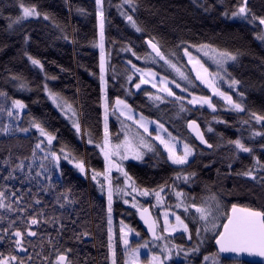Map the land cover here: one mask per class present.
I'll return each mask as SVG.
<instances>
[{
	"label": "trees",
	"instance_id": "1",
	"mask_svg": "<svg viewBox=\"0 0 264 264\" xmlns=\"http://www.w3.org/2000/svg\"><path fill=\"white\" fill-rule=\"evenodd\" d=\"M21 2L26 5L36 4L42 14H48L49 19L45 20L43 15L29 17L10 28L9 21L15 20L22 14L19 8ZM120 3L121 0L102 2L104 50L110 55V66L106 71L108 81L106 91L110 106L117 96L128 99V103L135 111L143 113L147 118L160 120L173 135L179 134L182 139L187 137L190 143L203 152V155L197 152L196 159L184 169L170 166L163 158L157 160L148 153L144 161L125 162V170L139 187L148 188H155L165 182L171 185L174 173L194 170L197 176L187 190L196 197L195 202L199 203L201 197L216 193L222 196L223 202L229 208L232 203L264 208V182L235 175L236 172L243 171L253 164L252 156L242 153L232 159L234 150L226 143L218 149H204L190 135L186 126V120H197L213 145L221 143L220 134H223L225 142L242 136L246 145L256 149L254 155L264 161V153L259 150V145L264 144V138L248 139L247 129L250 128L244 126L241 130L240 124V121L250 119L249 112L264 115V42L258 40L255 35L260 31L258 22L250 24L240 18L231 17V11L234 10L237 0H136L137 7L134 13L125 5L128 13L134 16L137 24L143 29L142 32H136L116 7ZM200 5L204 7L211 5L212 10L206 12ZM248 8L252 15L264 16V0H248ZM226 9L229 12L227 17L222 15ZM249 18L251 19V16ZM99 26L95 0H0V91L7 94L9 101L21 99L27 105V108L20 112L19 119L16 116L9 118L6 113L0 112V127L11 122L14 127L18 124L19 128H27L30 119L35 117L45 122V127L49 131L56 133L58 142H54L53 150H58L61 144L67 145L69 150L75 151L86 161L87 167V175H85L61 161V169L52 174V184L55 187H49L48 191H44L48 182L43 177L40 178L39 185L36 180L26 178L27 165L33 162V147L38 133L35 130H30L27 134L19 131L11 135L0 133V191L7 193L8 199L5 202L14 200L12 192L23 195L21 206H26L32 203L34 198H39L40 207L45 209L46 216L59 218L55 225L42 222L39 227L33 226V230L38 233L37 237L32 238V243L37 245L35 251L31 247L28 248L33 255V264H44L43 257L49 256L50 252H52L50 259L55 260L52 246L43 238L48 234L54 238L56 248H71L73 252L70 258L78 259L79 264H111L107 248V199L91 180V169L104 170L103 155L95 147L96 143L102 142L104 132V108L99 80L101 52L97 46L100 41ZM65 34L69 39L63 38ZM25 36L28 37L27 41ZM153 37L159 41L165 53L170 49L179 52L177 45L181 41L197 45L207 44L237 53V61L229 64L228 71L231 73V78L240 80L241 84L231 90L227 81L218 86L223 91L230 92L234 99L237 90L244 92L245 97L242 102L246 111L240 114L229 111L220 98H214L213 102L217 104L218 109H222L216 115L228 122L225 125L212 122V110L207 109L206 106L204 109L199 107L190 109L181 114L183 118H177L174 102L155 107L144 92L136 94V90H133L134 94L131 97L126 96L121 85L125 84L127 60L131 59L139 67H152V65H146L143 60H136L131 53H125L121 48L131 45L138 55L143 56L149 51L146 40ZM25 52L39 59L44 65L43 70L33 66ZM186 60L185 57V63ZM203 61L210 70L215 69L207 60ZM155 70L160 71L159 67ZM114 74L115 79H113ZM192 75L194 76L193 73ZM15 76L21 79H14ZM45 76L48 77L47 81ZM22 82H27V86L21 88L19 85ZM45 82L50 90L61 94L77 110L82 132L85 133L83 139L75 132L71 121L47 98L42 87ZM145 91L154 90L148 85L145 86ZM175 91L178 95L182 94L178 89ZM197 94L211 95V90L200 85ZM3 104L4 100L0 98V106ZM114 116L109 114V133L116 136L119 129ZM208 122H212L214 131L211 133L207 132ZM251 127L264 132V127L255 121H251ZM87 133L91 134L93 145L87 144ZM160 152L163 157L161 146ZM21 161L25 164L24 171L17 168L14 172L15 178L5 180L4 177L8 172ZM228 163L233 165L232 174H229ZM38 166L37 159L34 163L33 175ZM60 172L63 173L62 176ZM37 187L40 191H37ZM61 193L67 194L72 201L63 209L56 203L57 196ZM150 201L147 203H151ZM63 202L61 199V203ZM126 209L122 203L113 204L116 224ZM29 214L31 215V211ZM0 215H5L7 219L16 218V213L4 209H0ZM7 219L0 221V227H7ZM59 223H63L65 228L62 230V235L58 236ZM134 224L143 231L138 218L134 220ZM83 230L90 232L91 237L76 240L74 233ZM192 236L195 237L194 230ZM205 240L196 258L170 264H204L203 258L209 254H215L216 264H262L222 258L215 249L214 238L209 236ZM40 244L44 245L42 252ZM117 249V264H124V253L119 240ZM9 251L8 244L0 241V252L7 256ZM37 252H41V255H36ZM17 253L24 256L19 250L12 254ZM207 264H212V259Z\"/></svg>",
	"mask_w": 264,
	"mask_h": 264
},
{
	"label": "snow or ice",
	"instance_id": "2",
	"mask_svg": "<svg viewBox=\"0 0 264 264\" xmlns=\"http://www.w3.org/2000/svg\"><path fill=\"white\" fill-rule=\"evenodd\" d=\"M103 0H95L97 6V17L100 20V65H99V80L100 91L102 93L103 108H104V132L103 140L100 143H96L95 147L99 149V152L103 155L104 170L97 171L91 169V180L95 182L99 191L102 194H106L107 199V233L109 251V257L111 264H117L116 259V247L113 240V203L114 198H119L125 205L131 203V207L136 210L143 224L147 226L148 239H144L142 244H137L133 247L129 241V234L135 233L137 238H140V232L132 228L125 223L124 219L120 220V241L124 246V264H140V249H148L150 255L147 260V264H168L172 260L173 249L176 250V255L179 256L183 253L187 260L190 255H195L200 251V246L204 243L205 238L211 236L214 238L215 244L219 246V252H231L235 254L247 253L249 255H258L264 257V208H254L251 206H242L239 203H232L230 208L223 202L222 196L216 193H212L209 196L201 197L199 203L195 202V196H189L182 189L178 190L176 181L181 179L185 184L193 181L196 176V171H179L173 174L171 178L173 183L169 185L167 182L158 185L155 188L138 187L132 176L129 175L122 167V163H117V158L122 162L131 156L136 161H144L146 154L151 153L157 158V160L164 159L170 166L179 167L181 169L187 168L192 161L196 159L197 150L196 147L189 142L187 137L181 138L179 134L173 135L172 132L165 127L164 123L160 120H150L140 114L137 118L134 114L132 105L128 103V99H122L120 96L115 98V102L111 104L107 96L108 81L106 79V58L104 50V12L102 7ZM130 8L134 13L137 7L136 0H121V3L116 7L120 10V14L125 17L128 23L136 30V32H142L143 29L137 24L132 14H129L125 8ZM204 7V5H200ZM21 15L17 16L12 23L19 24L29 17H40L43 15L45 20L49 19L47 13H41L38 10L36 4L26 5L25 3H19ZM206 12L212 10V6L204 7ZM222 15L228 16L229 12L226 9ZM251 16V19L249 18ZM232 18H240L247 21L250 24H257L260 26V31L255 33L256 38L264 42V16H254L251 14L248 8V0H237L234 10L231 11ZM11 28L12 25L10 24ZM64 39H69L67 34L64 35ZM28 37L25 36V41ZM146 44L149 51L143 56L138 55L134 51L131 45H127L121 48V51L125 53H131L132 57L136 60H143L146 65L151 64L152 67H139L133 61L127 60L126 64L128 70L125 73V84L121 85L124 89L126 96L131 97L136 90V94L144 92L147 99L153 106L159 107L161 104L167 102H174L177 108L176 117L183 118L182 113L188 112L190 109L199 107L212 110V122L217 124H227L226 120L216 115L218 111L217 104L213 102L214 98H220L226 105V109L234 111L237 114L244 113L246 111L245 105L242 102L245 97V93L238 91L236 98L230 92L223 91L218 84H222L227 81L229 89L236 88L241 84V81L235 78H231V73L228 71L229 62H236L238 58L237 53H233L228 50H221L214 48L207 44H191L190 42L181 41L176 50H168L167 53L162 50V45L155 38H148ZM193 49L197 54L194 55ZM203 52L205 56L209 57L215 70H210L206 66L205 62L201 59L199 53ZM28 60L33 66H38L43 70L44 65L41 61L27 52H25ZM187 58L186 63L184 58ZM191 66L188 68V66ZM156 67H159L160 71H156ZM167 73V74H164ZM194 73V76L192 75ZM14 79H21L19 76L13 77ZM48 77L45 76V81ZM54 79V77H53ZM115 79V74L113 75ZM151 86L154 91H145V86ZM200 85L205 86L211 90V95H199L197 89ZM21 88L27 86V82H22L19 85ZM43 90L47 95V98L51 100L52 104L63 113V115L72 123V127L75 132L83 139L85 133L82 132L81 124L78 120V114L71 103H69L61 94L49 89L48 84H43ZM179 89L182 94L178 95L176 91ZM0 98H3L4 104L0 106V112L6 113L11 118L16 116L19 119L20 112L27 108L25 102L21 99L8 100L7 94L0 91ZM115 115L117 120L121 117L126 118L127 121H131L137 128L135 133H130L127 126L123 132L124 139L119 143L113 144L110 140V133L108 127L109 114ZM249 120L240 121L241 130L244 126H248L251 129L248 139H254L255 137L264 138V132L257 131L251 128V121H255L261 127H264V115H259L255 112H249ZM208 122L207 132H213L211 123ZM155 125V128L150 131V125ZM187 129L190 133L194 134V138L200 142L202 146H206L207 149L213 150L223 146L224 143L231 147L234 151L232 153V159L237 158L242 153H246L252 156L253 164L243 171L236 172L235 175L250 178L253 181L260 180L264 182V161L260 157L255 156L254 149L248 146L244 142L242 136H237L235 139H229L224 141L223 134L219 135L221 143L213 145L205 138L204 131L201 130L197 120H186ZM30 130H35L38 135L36 137V143L33 147L32 163L27 165V176L29 180H36L37 185L40 184V178L43 177L48 186L44 188V191H48L49 187H55L52 184V174L61 169V161L66 162L79 173L87 175L86 161L78 156L75 151L69 150L67 145L61 144L58 150H53L55 147L54 142H58V137L55 132L49 131L45 127V122H42L35 117H32L29 121L27 128H19L18 124L13 126L10 122L0 127V133L5 135H11L15 131L22 133H29ZM142 130V132L140 131ZM153 131L155 136L153 138ZM87 144L93 145L94 141L91 138V134L87 133ZM159 143L156 144L155 142ZM160 146H162L164 156H161ZM259 150L264 153V144L259 145ZM203 155V153H199ZM39 161V166L35 170L33 175L34 163ZM7 163V161H5ZM227 167L230 170L233 167L232 163H228ZM24 171L25 164L21 161L15 165V168L8 172V175L4 177L5 180L14 179L15 169ZM115 168L123 177V185L113 183L112 169ZM62 176L63 173L60 172ZM7 187V185H5ZM37 191H40L37 187ZM70 191V189L68 190ZM173 195L176 198L174 208L177 210L182 209L184 215L182 216L178 211H173L172 205L164 203L165 196L168 194ZM137 194L140 197H155L157 205H160L165 210L161 213L163 216V224H160L158 218L153 217L148 207H145L137 200ZM14 200L6 203L8 199L5 191H0V209H4L7 212L16 213L15 219H7L5 215H0V221L7 219V227H0V241H3L9 246V254L7 256L0 252V264H33V255L28 251L31 247L33 251L37 248L36 244L32 243V238L38 236L37 231L33 230V226L39 227L41 223L57 224L59 218L56 216L48 217L45 214V209L41 208V199L34 198L32 203H28L26 206H21L23 202V195H18L16 192H12ZM130 197V199H129ZM61 199L64 201L61 203ZM69 196L65 193H61L57 196L56 203L63 209L66 204L71 203ZM15 205V206H14ZM31 211V215L29 212ZM37 217H40L38 219ZM170 217H174V222ZM75 223V221H73ZM190 224L192 227L190 228ZM65 228L63 223H59L57 228V235H62V230ZM162 228V231H161ZM181 230L180 234H187L188 241H192L193 230L196 236V243L193 247L185 249L182 245L175 244L170 241L172 233H176ZM42 235V234H41ZM83 237H91V233L83 230L80 233H74L76 240H81ZM47 243L52 246V250L55 253V260L52 261L50 256H44V264H79L78 259H72L71 254L73 250L71 248H56L55 240L48 234L46 237ZM41 252L43 251V244L39 245ZM154 249H158L155 251ZM24 253V256L12 254L13 252ZM41 252H37L36 255H41ZM212 259V264H216L215 254L205 255L203 258L204 264Z\"/></svg>",
	"mask_w": 264,
	"mask_h": 264
},
{
	"label": "rangeland",
	"instance_id": "3",
	"mask_svg": "<svg viewBox=\"0 0 264 264\" xmlns=\"http://www.w3.org/2000/svg\"><path fill=\"white\" fill-rule=\"evenodd\" d=\"M12 21H14V20H10L9 21V25L11 24L12 27H13L15 24L12 23ZM99 36H100V26H99ZM97 46L99 47V45H97ZM189 50L190 51H193V54L194 55L197 54L193 49L190 48ZM199 55H200V57H201L202 60H207L209 62V64H211L214 67V65L212 64V62L209 59V57L205 56L203 52H200ZM105 58H106V71H107L108 68H109V66H110V55L108 53H106V52H105ZM230 63H232V62H229V64ZM173 90L175 91V88H173ZM76 112H77V110H76ZM134 114H135V116L137 118H139L140 113H138L137 111L134 110ZM114 117H115V120L117 122L119 132H118V134L116 136H113L112 134H110V137L109 138H110V140H111V142L113 144H116V143H119L120 141H122L124 139L123 132L125 130V126H127L128 130L130 131V133H135L137 131V128H136V126L134 125L133 122L127 121L126 118H124V117H121L120 120H117V117L116 116H114ZM145 118H147V117H145ZM148 119H150V118H148ZM150 120H154V119H150ZM103 126H104V114H103ZM108 127L110 128V121L109 120H108ZM149 127H150V131H152L155 128V125L153 124V125H150ZM211 127L213 128L212 125H211ZM251 128H253V127H251ZM140 131L142 132V130H140ZM250 131H251V129H247V132L250 133ZM154 136H155V131H153V138H154ZM255 138H258V137H255ZM156 142L159 143L158 141H156ZM196 150H197L198 153H201L202 152L200 149H197L196 148ZM129 160L136 161L131 156H129L128 159H126V160H124L122 162L117 158V163H122V167L125 169V167H124L125 162H127ZM111 175H112V179H113V183L114 184L119 183V184L123 185V177H122V174L119 173L115 168L112 169ZM176 184L178 186V190L182 189L185 193H188L189 196H192V194L187 190V187L190 188V186L192 184V181L189 182V183H187V184H185V182L181 179L180 181H176ZM102 195H104L106 197V194H102ZM129 199H130V197H129ZM137 200L143 206H146L147 204H150V206L152 208V211H153L155 217L159 219L161 225L163 224V216L161 215V213L165 209L163 207H161L160 205H157L156 204L155 197H140L137 194ZM149 200H151L150 201L151 203H147ZM115 202L122 203L123 206L125 208H127L124 211L125 213L123 214V216L118 220V222H117L118 225L116 224V221H115L114 216H113V226H112L113 227V240H114V244H115V247H116V256H117V250H118L117 249V241L118 240L120 241V220L121 219H124L126 224L130 225L132 228L136 229V231L140 232V234H141L140 238H137L135 236V233L129 234V241H130V243H131V245L133 247H135L137 244H142L143 243V240L144 239H148L149 237L142 230H140V229H138V228L135 227L134 220L137 218V216H136V210L131 207V203L125 205L123 203V201L121 199H119V198H114V203ZM164 203L167 204V205H172L173 206V211H178L182 216L184 215L182 209L177 210V209L174 208V205L176 203V198L173 195H171L170 193L165 196ZM170 219H172L173 222H174V217H170ZM161 231H162V228H161ZM180 232H181V230H178L176 233H172L171 236H170V241L171 242H174L175 244L182 245L185 249L193 247L194 244L196 243V236L195 237L192 236L193 237L192 238V241L189 242L188 241V238H187V234L181 235ZM205 241L206 240H204V242ZM203 245H204V243L200 246V251L198 253H196V254H199L201 252ZM120 247H121V250L124 253V246H123V244H122L121 241H120ZM154 250L155 251H158V249H154ZM175 253H176V250L173 249L172 260L169 261L168 264L174 263V262H178V261H190V260H193L194 258H196V254H195V255H190L189 258L186 260L185 257H184V255H183V253H181L179 256H177ZM149 255H150V253H149L148 249L141 248L140 249V264H147V260H148ZM124 260H125V256H124Z\"/></svg>",
	"mask_w": 264,
	"mask_h": 264
},
{
	"label": "water",
	"instance_id": "4",
	"mask_svg": "<svg viewBox=\"0 0 264 264\" xmlns=\"http://www.w3.org/2000/svg\"><path fill=\"white\" fill-rule=\"evenodd\" d=\"M190 120H195V119H190ZM199 125H200L201 130L204 131L200 123H199ZM187 130L190 133V130L189 129H187ZM190 135L194 138V134L190 133ZM205 138L207 139L206 135H205ZM194 140L202 148L207 149V147L206 146H202L198 140H196L195 138H194ZM207 150H209V149H207ZM145 207H148L149 210H150V212L152 213L153 217H155V215H154V213L152 211V208H151L150 204H147ZM137 218H138V222L141 225L143 231L149 237V234L147 233V226L143 224V221L140 219L138 213H137ZM213 243H214V246H215L216 251L218 252V254L222 258H226V259L232 260V261L238 260V261H245V262L262 263V264H264V257H260L258 255H249L247 253H241V254H235V253H231V252H223V253H221V252H219V246L215 244V240L213 241Z\"/></svg>",
	"mask_w": 264,
	"mask_h": 264
},
{
	"label": "flooded vegetation",
	"instance_id": "5",
	"mask_svg": "<svg viewBox=\"0 0 264 264\" xmlns=\"http://www.w3.org/2000/svg\"><path fill=\"white\" fill-rule=\"evenodd\" d=\"M136 215H137V213H136Z\"/></svg>",
	"mask_w": 264,
	"mask_h": 264
}]
</instances>
